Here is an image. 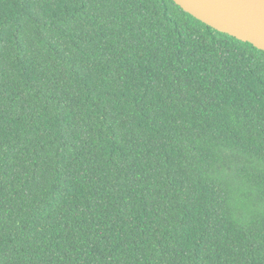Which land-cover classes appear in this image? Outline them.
Listing matches in <instances>:
<instances>
[{"label": "trees", "instance_id": "16d2710c", "mask_svg": "<svg viewBox=\"0 0 264 264\" xmlns=\"http://www.w3.org/2000/svg\"><path fill=\"white\" fill-rule=\"evenodd\" d=\"M0 264H264V51L173 0H0Z\"/></svg>", "mask_w": 264, "mask_h": 264}, {"label": "water", "instance_id": "95a60500", "mask_svg": "<svg viewBox=\"0 0 264 264\" xmlns=\"http://www.w3.org/2000/svg\"><path fill=\"white\" fill-rule=\"evenodd\" d=\"M213 29L264 51V0H173Z\"/></svg>", "mask_w": 264, "mask_h": 264}]
</instances>
